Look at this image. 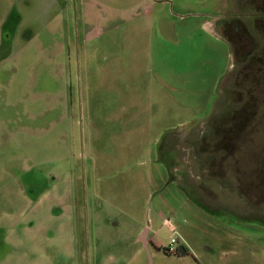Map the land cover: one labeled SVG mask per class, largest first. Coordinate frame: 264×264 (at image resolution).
Returning a JSON list of instances; mask_svg holds the SVG:
<instances>
[{"label":"rangeland","instance_id":"374dc122","mask_svg":"<svg viewBox=\"0 0 264 264\" xmlns=\"http://www.w3.org/2000/svg\"><path fill=\"white\" fill-rule=\"evenodd\" d=\"M9 2L0 264H264V0Z\"/></svg>","mask_w":264,"mask_h":264},{"label":"crops","instance_id":"0c3cea01","mask_svg":"<svg viewBox=\"0 0 264 264\" xmlns=\"http://www.w3.org/2000/svg\"><path fill=\"white\" fill-rule=\"evenodd\" d=\"M9 0H4L3 2H0V50L4 46V42L7 35V30H13L14 38H13V44L16 45V47H21L23 44L29 42L31 38L28 39L25 36V32L27 33L30 29L26 24V18L22 17V11L20 9H17L16 12L13 14L14 7L8 6ZM42 2L49 4L50 8H57L59 7L60 0H42ZM11 2H9L10 4ZM54 6V7H53ZM19 14L21 16V21L17 22L16 18L13 17V15ZM10 38V35H8ZM145 237V243H143V238ZM140 242L144 245L145 249L148 250L149 244L152 243V239L150 238V230L146 229L143 235L140 238ZM187 249L184 247H180L179 257H185L189 255ZM114 260V259H113Z\"/></svg>","mask_w":264,"mask_h":264},{"label":"built area","instance_id":"2783aa9c","mask_svg":"<svg viewBox=\"0 0 264 264\" xmlns=\"http://www.w3.org/2000/svg\"><path fill=\"white\" fill-rule=\"evenodd\" d=\"M179 240L176 238H172L169 246L164 248V251L168 255H175L177 256L179 254V247H178Z\"/></svg>","mask_w":264,"mask_h":264},{"label":"flooded vegetation","instance_id":"af4514ba","mask_svg":"<svg viewBox=\"0 0 264 264\" xmlns=\"http://www.w3.org/2000/svg\"><path fill=\"white\" fill-rule=\"evenodd\" d=\"M226 24H228V23H226ZM226 24H224L223 25V27L221 28L222 29V32L224 31V32H226V33H230V31H229V28H227L226 26ZM226 27V28H225ZM232 28L234 29V32H239L240 31V29H239V27L238 26H235V25H233L232 26ZM225 34V33H224ZM243 35V34H242ZM233 37V36H232ZM234 38V37H233ZM235 39V41H243L244 40V38L242 39V37H240V38H234ZM179 252H180V247H179ZM179 255V254H178Z\"/></svg>","mask_w":264,"mask_h":264},{"label":"water","instance_id":"95a60500","mask_svg":"<svg viewBox=\"0 0 264 264\" xmlns=\"http://www.w3.org/2000/svg\"><path fill=\"white\" fill-rule=\"evenodd\" d=\"M82 123V118L80 116V124ZM82 125V124H81ZM143 243H145V237L143 238ZM151 260V259H150ZM150 264H152V262L150 261Z\"/></svg>","mask_w":264,"mask_h":264},{"label":"trees","instance_id":"16d2710c","mask_svg":"<svg viewBox=\"0 0 264 264\" xmlns=\"http://www.w3.org/2000/svg\"><path fill=\"white\" fill-rule=\"evenodd\" d=\"M239 129V128H238ZM236 131V130H235ZM235 137V136H234Z\"/></svg>","mask_w":264,"mask_h":264}]
</instances>
